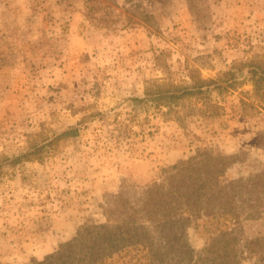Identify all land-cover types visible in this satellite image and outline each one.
Here are the masks:
<instances>
[{"label": "rangeland", "instance_id": "1", "mask_svg": "<svg viewBox=\"0 0 264 264\" xmlns=\"http://www.w3.org/2000/svg\"><path fill=\"white\" fill-rule=\"evenodd\" d=\"M256 59L264 0H0V264H165L148 249L165 244L157 233L146 246L142 228H126L174 164L204 152L223 157L222 186L258 210L236 227L244 242L264 238V102L252 81L237 73L235 89L173 107L151 93ZM184 224L200 250L217 223Z\"/></svg>", "mask_w": 264, "mask_h": 264}, {"label": "trees", "instance_id": "2", "mask_svg": "<svg viewBox=\"0 0 264 264\" xmlns=\"http://www.w3.org/2000/svg\"><path fill=\"white\" fill-rule=\"evenodd\" d=\"M247 67L246 72L240 67L237 71L224 72L217 79L203 78L192 73L190 84L172 86V88L157 86L155 91L151 92L149 89L148 91L155 94V99L161 100V103L173 107L174 104L188 97L205 100L212 92L216 91L222 95L225 91L235 89L242 82L237 73H243L244 77L252 81L255 96L263 103L264 60L251 61ZM73 130L74 128H70V131ZM68 132L69 130H66L60 135ZM38 148L39 146H34L35 151H38ZM33 153L31 150L20 153L12 158V162L17 164ZM217 158H221L222 161L215 164L214 160ZM224 161L223 157H214L209 152H204L174 164L166 184L156 185V192L152 195V190L148 191V199L144 202L146 205L141 207L139 214L137 209L133 210L136 212L133 216L138 219L143 218L144 221L140 225L137 221L132 228L127 227L126 232L142 228V234L146 237L144 242L146 246L160 241L154 236V233H157L165 244L161 243L148 249L154 257L156 255L162 261L166 259L165 264H243L245 255L252 252L259 255L257 264H264V238L257 237L244 242L242 235L236 229L240 222L245 218H252L258 210L237 198L233 181L222 186L224 167L227 166ZM153 195L155 198L150 199L149 197ZM245 205L250 210L245 217H242L241 207ZM194 219H204L209 225L217 223L214 225L216 229L208 232L206 244L200 250H195L191 246L183 232L186 227L185 221L192 222ZM146 223L152 227L146 226ZM97 227L107 226L103 224ZM176 228L178 230H175ZM104 234L109 235L110 230L105 231ZM124 235L123 231L118 232L121 238L125 237ZM121 242L122 240L119 241ZM74 244L75 241L69 243L70 246ZM256 247L260 249L257 250ZM61 256L60 252L58 259Z\"/></svg>", "mask_w": 264, "mask_h": 264}]
</instances>
